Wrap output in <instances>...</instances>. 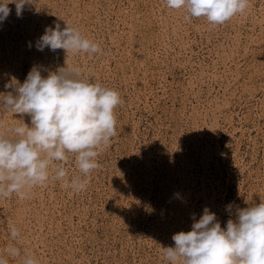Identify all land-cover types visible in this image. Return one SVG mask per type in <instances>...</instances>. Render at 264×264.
I'll return each mask as SVG.
<instances>
[{
	"label": "rangeland",
	"instance_id": "374dc122",
	"mask_svg": "<svg viewBox=\"0 0 264 264\" xmlns=\"http://www.w3.org/2000/svg\"><path fill=\"white\" fill-rule=\"evenodd\" d=\"M9 8L0 91H12L4 87L12 76L23 83L33 65L47 76L75 64L122 101L116 135L83 191L49 179L23 199H0V255L9 264L25 255L40 264H162L160 245H174L172 235L205 206L223 227L229 203L234 212L264 201V0L221 25L165 0H33L19 17ZM65 21L101 51L38 50L45 27ZM23 120L30 124L27 114L0 111L8 125ZM63 166L84 178L74 154Z\"/></svg>",
	"mask_w": 264,
	"mask_h": 264
},
{
	"label": "clouds",
	"instance_id": "9594fccd",
	"mask_svg": "<svg viewBox=\"0 0 264 264\" xmlns=\"http://www.w3.org/2000/svg\"><path fill=\"white\" fill-rule=\"evenodd\" d=\"M165 2L168 8L185 9L190 17H205L212 25L227 22L249 5V0ZM13 3L19 17L25 4L33 0H0V22L9 16ZM65 22L62 29L58 23L46 26L35 42L37 49H64L66 55L101 51L79 28ZM4 87L12 91H0V111L27 114L30 124L0 121V199L13 194L23 199L27 190L43 186L49 179L62 181L74 192L83 191L89 174L100 166V150L116 135L115 108L122 102L118 91L81 78L75 64L49 70L47 76L33 65L23 83L12 76ZM69 154H74L84 178H69L63 166ZM227 210L230 218L223 227L207 206L199 219L193 214L191 228L172 235L174 245H160L162 264H264V201L237 207L234 212L229 203ZM18 236V229L10 226V237L15 240ZM6 251L11 257L20 255L15 247ZM0 264H9L4 255H0ZM22 264L40 262L25 255Z\"/></svg>",
	"mask_w": 264,
	"mask_h": 264
},
{
	"label": "bare ground",
	"instance_id": "6f19581e",
	"mask_svg": "<svg viewBox=\"0 0 264 264\" xmlns=\"http://www.w3.org/2000/svg\"><path fill=\"white\" fill-rule=\"evenodd\" d=\"M147 61V60H146ZM149 63V62H148ZM144 75V74H143ZM142 79V78H141ZM209 199H210V197H209ZM213 204V203H212ZM214 205V204H213ZM211 208V207H210ZM217 214V213H216Z\"/></svg>",
	"mask_w": 264,
	"mask_h": 264
}]
</instances>
